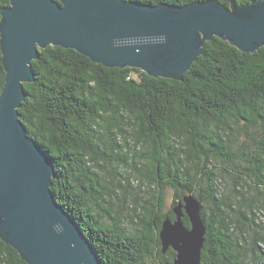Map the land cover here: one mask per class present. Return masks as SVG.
<instances>
[{
    "label": "trees",
    "instance_id": "16d2710c",
    "mask_svg": "<svg viewBox=\"0 0 264 264\" xmlns=\"http://www.w3.org/2000/svg\"><path fill=\"white\" fill-rule=\"evenodd\" d=\"M31 66L19 120L51 161L55 202L101 264L172 263L158 233L189 194L205 227L201 264H264V48L244 53L214 37L181 81L105 68L55 46ZM4 77L0 52V92ZM0 264L26 263L0 240Z\"/></svg>",
    "mask_w": 264,
    "mask_h": 264
},
{
    "label": "water",
    "instance_id": "95a60500",
    "mask_svg": "<svg viewBox=\"0 0 264 264\" xmlns=\"http://www.w3.org/2000/svg\"><path fill=\"white\" fill-rule=\"evenodd\" d=\"M224 7L207 0L184 6L125 0H9L0 8V240L26 264H101L50 191L53 166L28 137L19 109L32 62L49 46L73 50L105 68L139 69L181 81L204 43L214 37L237 50L264 48V0ZM164 219L158 238L172 263L201 264L205 227L200 203L184 195ZM186 216L189 228L182 222Z\"/></svg>",
    "mask_w": 264,
    "mask_h": 264
},
{
    "label": "rangeland",
    "instance_id": "374dc122",
    "mask_svg": "<svg viewBox=\"0 0 264 264\" xmlns=\"http://www.w3.org/2000/svg\"><path fill=\"white\" fill-rule=\"evenodd\" d=\"M126 150H123V152H125ZM138 152V149L136 150ZM213 167L216 168L215 172L217 173L218 176L221 177V173H220V169L217 168L219 167V164L217 162H213L212 164ZM136 185V183H134V186ZM132 195L131 194H128V200L131 202L132 201ZM173 201V195H172V192H167V199H166V206H170L171 202ZM120 205V202L115 201V208H118L117 206ZM125 217L129 218L127 214H125ZM127 227L129 230H134L135 227L134 225H131L130 223L127 224ZM248 260V259H247ZM145 264H160L159 260L158 259H155V258H149L146 260Z\"/></svg>",
    "mask_w": 264,
    "mask_h": 264
}]
</instances>
